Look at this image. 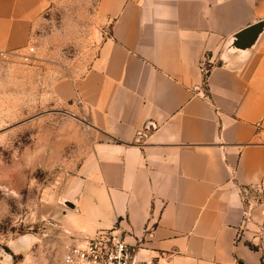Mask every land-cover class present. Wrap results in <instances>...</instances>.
Returning <instances> with one entry per match:
<instances>
[{
    "label": "crops",
    "instance_id": "0c3cea01",
    "mask_svg": "<svg viewBox=\"0 0 264 264\" xmlns=\"http://www.w3.org/2000/svg\"><path fill=\"white\" fill-rule=\"evenodd\" d=\"M95 1L109 29L86 74L58 87L97 137L68 219L162 264H264V0ZM54 3L0 0V50Z\"/></svg>",
    "mask_w": 264,
    "mask_h": 264
},
{
    "label": "rangeland",
    "instance_id": "374dc122",
    "mask_svg": "<svg viewBox=\"0 0 264 264\" xmlns=\"http://www.w3.org/2000/svg\"><path fill=\"white\" fill-rule=\"evenodd\" d=\"M96 9L95 0H56L21 45L0 50L9 52L0 56V264H62L78 237L100 232L84 235L67 217L72 176L97 137L58 89L99 52L109 26Z\"/></svg>",
    "mask_w": 264,
    "mask_h": 264
},
{
    "label": "built area",
    "instance_id": "2783aa9c",
    "mask_svg": "<svg viewBox=\"0 0 264 264\" xmlns=\"http://www.w3.org/2000/svg\"><path fill=\"white\" fill-rule=\"evenodd\" d=\"M35 52L31 47L28 53H21L24 61H29ZM9 52L0 51V56L7 57ZM214 62L207 57L200 60V71L205 79L214 67ZM261 187L242 189V195L247 204L246 220L252 217L255 202L260 201ZM62 264H161L159 258L147 259L139 255L135 245L127 243L124 239L110 231L102 230L93 236L78 237L75 243L70 244L63 255Z\"/></svg>",
    "mask_w": 264,
    "mask_h": 264
},
{
    "label": "water",
    "instance_id": "95a60500",
    "mask_svg": "<svg viewBox=\"0 0 264 264\" xmlns=\"http://www.w3.org/2000/svg\"><path fill=\"white\" fill-rule=\"evenodd\" d=\"M259 25H261V24L255 25L254 27L247 29L246 32H248V31H250V30L258 29V28L260 27ZM254 32H256V34H257L255 38H258V37L260 36V34H261L262 31H261V30H258V31L256 30V31H254ZM232 44H234V43H232ZM230 46H231V44H230ZM152 127H153V128H156V124L153 123V122H149V123L146 124V126H145V130L148 131V130H150ZM142 136H144V135L141 133L140 137H139L137 140H140V138H141ZM66 205H67L68 207L72 208V209L75 208V204H74L72 201H66ZM238 264H243V263H238Z\"/></svg>",
    "mask_w": 264,
    "mask_h": 264
},
{
    "label": "trees",
    "instance_id": "16d2710c",
    "mask_svg": "<svg viewBox=\"0 0 264 264\" xmlns=\"http://www.w3.org/2000/svg\"><path fill=\"white\" fill-rule=\"evenodd\" d=\"M255 248V247H254Z\"/></svg>",
    "mask_w": 264,
    "mask_h": 264
}]
</instances>
